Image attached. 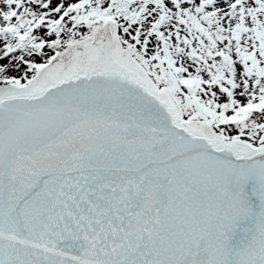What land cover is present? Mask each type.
Returning <instances> with one entry per match:
<instances>
[{"label": "snow or ice", "instance_id": "obj_1", "mask_svg": "<svg viewBox=\"0 0 264 264\" xmlns=\"http://www.w3.org/2000/svg\"><path fill=\"white\" fill-rule=\"evenodd\" d=\"M0 264H264V0H0Z\"/></svg>", "mask_w": 264, "mask_h": 264}]
</instances>
